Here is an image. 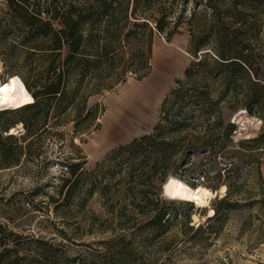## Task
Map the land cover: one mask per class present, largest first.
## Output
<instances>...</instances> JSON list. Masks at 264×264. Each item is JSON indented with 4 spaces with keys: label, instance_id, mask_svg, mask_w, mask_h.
I'll use <instances>...</instances> for the list:
<instances>
[{
    "label": "rangeland",
    "instance_id": "374dc122",
    "mask_svg": "<svg viewBox=\"0 0 264 264\" xmlns=\"http://www.w3.org/2000/svg\"><path fill=\"white\" fill-rule=\"evenodd\" d=\"M5 1L0 0V5L4 7ZM243 39L252 54L250 63L264 85V16ZM190 41L187 23L171 40L155 32L152 69L146 79L139 81L129 74L126 82L90 97L87 109L98 107V118L81 123L79 134H75L74 111L60 125H53L50 118V132L35 142L40 156L0 170V224L19 234L28 250L34 246L31 239L41 238L53 243L64 240L66 256H81V264H264V139L254 141L264 137V120L258 112H247L260 123L250 135L247 128L236 124L244 110L229 103L230 94L225 97V81L207 73L210 61H203L195 78L186 83V69L199 61ZM205 52L214 57L215 48L198 53V57ZM9 77L2 65L0 82ZM178 81L186 83L185 89L193 97L172 112L181 114L185 123L166 127L161 139L165 144L141 153L142 157L148 152V160L134 174L128 169L122 171V177L117 172L107 174L112 185L106 197L98 189L89 192L86 188L75 199L74 212L65 225L51 204L61 197L58 192L65 163L85 161V169L92 172L121 146L154 134L163 112L171 106L173 91L181 88ZM206 83L210 90L207 107L199 97ZM121 91L131 95L118 103ZM166 98L171 102L163 110ZM12 110L17 109L0 111L5 112L0 124L18 122L8 134L19 136L25 128L21 116ZM229 124L235 128L228 136ZM125 156L117 163L125 165ZM154 165L167 172V180L175 177L192 188L204 186L214 195L201 207L172 199L164 191L167 180L161 182L151 169ZM156 185L164 199L175 202L162 233L142 228L146 216L138 212L143 209V196H150ZM127 190L136 194L135 208L129 196H124ZM224 199L236 207L223 211L219 202ZM217 208L223 215L214 221ZM58 230L65 231L69 239H63Z\"/></svg>",
    "mask_w": 264,
    "mask_h": 264
},
{
    "label": "trees",
    "instance_id": "16d2710c",
    "mask_svg": "<svg viewBox=\"0 0 264 264\" xmlns=\"http://www.w3.org/2000/svg\"><path fill=\"white\" fill-rule=\"evenodd\" d=\"M263 16L264 0H6L4 7L0 5V61L10 76L22 79L34 101L10 111L21 116L24 134H8L18 122L0 124V170L21 166L40 156L35 142L50 132V118L53 125H60L74 111L75 134H79L81 123L98 118L99 108L88 110V99L126 82L129 74L139 81L149 76L155 32L171 40L183 23L189 26L192 52L199 60L186 69V83L195 78L203 61H210L207 73L225 81V97L231 95L229 103L249 114L258 112L264 120V85L258 70L250 63L252 54L243 39L258 27ZM210 47L215 48L214 57L210 52L198 57V53ZM186 83L177 82L181 88L173 91L171 106L167 113L163 112L154 134L121 146L92 172L85 169V161L65 163L58 192L61 197L51 202L55 215L65 225L74 212L75 199L86 188L89 192L98 189L106 197L112 185L107 182V174L117 172L122 177L124 169L134 174L148 160V152L142 157L141 153L165 144L161 139L166 127L185 123L181 114L172 112L187 98L193 100L185 89ZM201 89L200 100L204 106H210L209 84ZM169 102L171 99L166 98L163 110ZM4 114L0 113V119ZM234 128L233 124L227 126L228 136ZM263 139L260 136L254 141ZM125 155L126 164L117 163ZM151 167L161 182L167 180L166 171L156 165ZM124 196H129L133 207L136 205L132 190H127ZM142 199L143 209L138 211L146 216L142 228L165 232L175 202L164 199L157 185L150 196L144 195ZM219 204L223 211L236 207L225 199ZM215 211L214 221L223 215L219 208ZM79 228L77 224L76 230ZM58 231L63 239H69L65 231ZM63 241L53 243L33 238V249L28 250L19 234L0 224V264L84 262L81 256L67 257ZM123 257L122 254L120 258Z\"/></svg>",
    "mask_w": 264,
    "mask_h": 264
},
{
    "label": "bare ground",
    "instance_id": "6f19581e",
    "mask_svg": "<svg viewBox=\"0 0 264 264\" xmlns=\"http://www.w3.org/2000/svg\"><path fill=\"white\" fill-rule=\"evenodd\" d=\"M2 69L0 61V71ZM130 92L121 91L117 99L118 103H122ZM34 101L33 96L25 87L22 79L17 76H10L5 82H0V111L6 109H19ZM236 124L240 128H247L248 134L255 131L260 123L251 117L246 111L236 118ZM216 170L215 167H213ZM165 193L172 199L191 202L196 206H204L207 201L212 198L214 193L204 187L198 186L192 188L190 185L183 183L180 179L171 177L164 184Z\"/></svg>",
    "mask_w": 264,
    "mask_h": 264
},
{
    "label": "crops",
    "instance_id": "0c3cea01",
    "mask_svg": "<svg viewBox=\"0 0 264 264\" xmlns=\"http://www.w3.org/2000/svg\"><path fill=\"white\" fill-rule=\"evenodd\" d=\"M158 51H159V50H158ZM157 55H159V52H158V54H157ZM147 77H148V76H147ZM147 77H146V78H147ZM146 78H144V79H146Z\"/></svg>",
    "mask_w": 264,
    "mask_h": 264
}]
</instances>
